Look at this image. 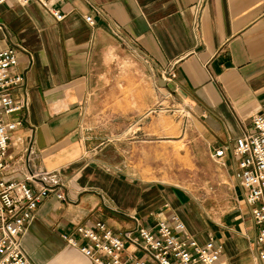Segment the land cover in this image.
<instances>
[{
    "label": "crops",
    "instance_id": "1",
    "mask_svg": "<svg viewBox=\"0 0 264 264\" xmlns=\"http://www.w3.org/2000/svg\"><path fill=\"white\" fill-rule=\"evenodd\" d=\"M48 2L62 21L37 3L0 5V51H19L13 73L24 86L13 95L26 101L5 116L21 125L9 136L3 177L55 187L67 197L49 196L27 226L21 246L30 263L93 264L80 251L93 243L79 227L103 222L115 233L139 225L151 230L177 216L200 245L212 239L222 246L219 264H261L259 229L231 151L264 104V0ZM90 15L94 26L85 21ZM166 70L176 77L162 88ZM167 98L187 107L211 159L227 148L220 163L212 161L237 202L215 218L185 189L127 171V150L165 137L149 116ZM119 121L136 128L120 134ZM120 254L124 261L144 257L130 244Z\"/></svg>",
    "mask_w": 264,
    "mask_h": 264
},
{
    "label": "built area",
    "instance_id": "2",
    "mask_svg": "<svg viewBox=\"0 0 264 264\" xmlns=\"http://www.w3.org/2000/svg\"><path fill=\"white\" fill-rule=\"evenodd\" d=\"M10 1L20 6L37 3L49 10L57 21L65 16L51 7L48 0H0V5ZM94 26L93 17H85ZM19 63V51L8 48L0 51V264H31L21 246V237L34 217L40 204L53 195L61 202H67L66 195L55 187H32L27 181L7 182L4 172L8 165L6 156L9 136L21 123L6 122L5 116L13 115L26 108V101L15 98L13 93L24 86V78L13 73ZM161 77L166 83L175 79L174 72L163 71ZM232 155L238 162L236 180L245 191V199L251 208L255 225L258 227L256 248L258 260L264 264V104L251 119V129L236 139ZM227 148L213 151L212 159L217 163L226 156ZM33 177H31L32 179ZM77 233L93 243V248L81 247L80 251L93 264H219L222 246L211 239L205 245L186 234L185 224L177 216L160 219L153 229L137 226L134 230L114 232L103 222L95 228L79 227ZM70 247H77V241L65 236ZM127 244L144 253L140 259L124 261L120 252ZM105 253L106 262L96 255Z\"/></svg>",
    "mask_w": 264,
    "mask_h": 264
},
{
    "label": "rangeland",
    "instance_id": "3",
    "mask_svg": "<svg viewBox=\"0 0 264 264\" xmlns=\"http://www.w3.org/2000/svg\"><path fill=\"white\" fill-rule=\"evenodd\" d=\"M150 113V119L159 120L165 128V137L151 138L150 143H135L134 149L127 150L130 165L127 171L149 183L158 181L185 189L211 218L237 202L223 178L222 168L212 161L198 138L194 119L187 107L167 98ZM118 123L120 134L136 128V123L130 126L125 121Z\"/></svg>",
    "mask_w": 264,
    "mask_h": 264
},
{
    "label": "water",
    "instance_id": "4",
    "mask_svg": "<svg viewBox=\"0 0 264 264\" xmlns=\"http://www.w3.org/2000/svg\"><path fill=\"white\" fill-rule=\"evenodd\" d=\"M159 83H160V87H162V88H165L166 87V84H165V81L164 80L160 79L159 80Z\"/></svg>",
    "mask_w": 264,
    "mask_h": 264
}]
</instances>
